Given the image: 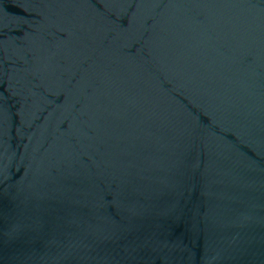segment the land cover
Instances as JSON below:
<instances>
[{"label": "water", "instance_id": "water-1", "mask_svg": "<svg viewBox=\"0 0 264 264\" xmlns=\"http://www.w3.org/2000/svg\"><path fill=\"white\" fill-rule=\"evenodd\" d=\"M0 264H264V0H0Z\"/></svg>", "mask_w": 264, "mask_h": 264}]
</instances>
